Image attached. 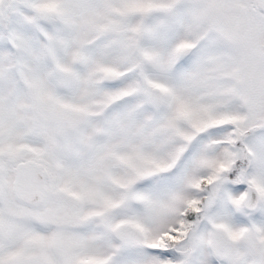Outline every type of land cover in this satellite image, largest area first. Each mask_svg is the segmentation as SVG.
Masks as SVG:
<instances>
[{
	"label": "snow or ice",
	"instance_id": "snow-or-ice-1",
	"mask_svg": "<svg viewBox=\"0 0 264 264\" xmlns=\"http://www.w3.org/2000/svg\"><path fill=\"white\" fill-rule=\"evenodd\" d=\"M0 264H264V0H0Z\"/></svg>",
	"mask_w": 264,
	"mask_h": 264
}]
</instances>
